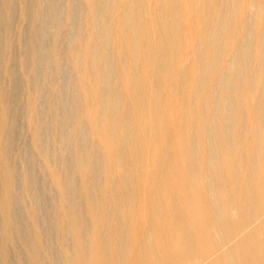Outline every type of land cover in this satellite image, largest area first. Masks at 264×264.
I'll return each mask as SVG.
<instances>
[{
	"label": "bare ground",
	"instance_id": "bare-ground-1",
	"mask_svg": "<svg viewBox=\"0 0 264 264\" xmlns=\"http://www.w3.org/2000/svg\"><path fill=\"white\" fill-rule=\"evenodd\" d=\"M77 4L74 94L46 140L35 52L17 57L43 212L8 159L0 82V264L6 242L12 264H264V0Z\"/></svg>",
	"mask_w": 264,
	"mask_h": 264
},
{
	"label": "rangeland",
	"instance_id": "rangeland-1",
	"mask_svg": "<svg viewBox=\"0 0 264 264\" xmlns=\"http://www.w3.org/2000/svg\"><path fill=\"white\" fill-rule=\"evenodd\" d=\"M33 1L35 2V4H33ZM39 1H42V2L39 3ZM73 1L74 0H47V1L46 0H8V1L7 0H0V40L3 39V41H0V46H1L0 47V54L2 52V55H0L1 56L0 62L2 60H7V64H8L7 73L4 76H2L0 82H1V84L3 82V85H5V87L8 89L9 93L11 91H12V93H14V96L12 94H8V98H7L8 106H9L8 111L10 112V114H9V112L7 111V113H8L7 114V122L8 123L10 122V123L9 124L6 123L5 128H4V131H5L4 135H5V137L7 136L6 138L8 140L6 143L7 144V147H6L7 148V154L9 156L8 159H9V161L11 160L12 165H14L17 168V167H19L18 166L19 162L22 161L23 163L22 164L20 163V164L23 165V167L26 166V168L25 167L24 168L25 169L28 168V170H30L29 174L32 175V177H34V179H36L35 182H32V187H31L32 190H30V191L32 194H34L33 196L35 197L36 201L40 204L41 209L40 208L39 209L42 212L44 210H46L47 205L49 204L47 202H49V200H50V191L47 188L48 186H47L46 180L42 177L43 176L42 173H40L41 170H36V169H38V167L40 168L39 158L34 157V155L32 156L31 150H30L29 145H28L29 144V138H28L29 130L27 127L26 116H25L26 99H25L24 92H23L24 91V77H25L24 73H25V71H20L18 69V65H17V59L18 58L17 57H19L20 55L22 57H25V55H26V57H27L29 55L30 51L35 52V57H34L35 73H34V75L36 78L35 77L34 78L37 81L36 83H38L40 85V92H39L38 99H37V106H38L37 110L42 115H45L46 111H48L50 113V114L48 113L47 117L42 120L43 121L42 125H44V127L42 126V130L40 131V134L41 133L42 134L40 135V137L44 140L46 138V135L48 134V127L46 125H48L47 121L49 119V116H51L52 111L53 112L57 111L56 112L57 114L64 113L66 111L67 106H68L67 103H68L69 99L74 94V91L70 86V75H69L67 60H66V57L64 55V51H62V48H61V47H63V50H64V48H66V45L70 41V39L74 33V28H75L77 21H78V19H77L78 18V14H77L78 7H76L78 4H77V0L74 1L76 3H74ZM55 2H56V5H55ZM71 2H73V3H71ZM38 4L40 5V7ZM41 7L43 9L45 7L46 8L43 11V9ZM36 8H37V10H36ZM47 10H48V12H47ZM66 12L67 13L69 12V13L67 14ZM28 14H29V16H28ZM32 14L35 16H33ZM54 14H56L55 15L56 17H54ZM59 14H61V15H59ZM70 14H71V16H70ZM37 17H38V20H37ZM70 17H72L70 19L71 21H69ZM26 18H28V19H26ZM67 22H68V24H67ZM17 36H19V37L17 38ZM29 38H31V39H29ZM23 39H24V41H23ZM52 40H53V42H52ZM54 41H55V43H54ZM24 43L27 44V46ZM52 47H56V49L58 50L59 55H58V58L56 61L54 59H53L54 60L53 61L52 57H50L49 49H51ZM26 49H28V50L26 51ZM9 54H11V55H9ZM11 56H12V59H11ZM60 57H61V59H60ZM62 57L64 58V60ZM46 60L47 61L50 60V63H48ZM9 63H10V65H9ZM36 63H38V64H36ZM66 67H67V69H66ZM43 68H45V69H43ZM9 72H10V74H9ZM64 73H66V74H64ZM34 75H32V76H34ZM12 77L13 78L15 77L14 81H13ZM5 79L7 80V82H4V81H6ZM39 82H41V84ZM17 85H19L20 87ZM45 85H47V86H45ZM13 87H14V89H13ZM20 90H22V91H20ZM71 92H73V93H71ZM46 100H47V102H46ZM48 100H49V102H48ZM47 104H48V106H47ZM49 104H50V106H49ZM48 107H49V109H48ZM63 107H66V108L64 109ZM17 108L19 110H17ZM20 108H21V110H20ZM9 115H11V116H9ZM18 119H19V121H18ZM44 122H45V124H44ZM48 136L49 135H47V137ZM9 141H11V142H9ZM49 143L51 144V142H49ZM36 160H38V161H36ZM37 162H39V163H37ZM37 164H39V166ZM47 189H48V191H47ZM5 249H7V250H5L7 262H9L8 264H10V263L12 264V262H11L12 250L10 249L9 242H6ZM8 249H9V251H8ZM8 253L11 254V255L9 254L11 257L8 255Z\"/></svg>",
	"mask_w": 264,
	"mask_h": 264
}]
</instances>
